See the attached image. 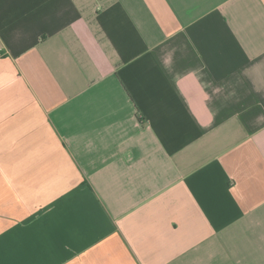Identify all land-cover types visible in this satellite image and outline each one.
Segmentation results:
<instances>
[{"label": "crops", "instance_id": "crops-1", "mask_svg": "<svg viewBox=\"0 0 264 264\" xmlns=\"http://www.w3.org/2000/svg\"><path fill=\"white\" fill-rule=\"evenodd\" d=\"M0 264H264V0H0Z\"/></svg>", "mask_w": 264, "mask_h": 264}]
</instances>
